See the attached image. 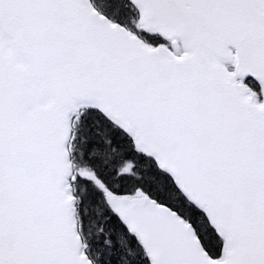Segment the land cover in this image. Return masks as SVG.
I'll return each mask as SVG.
<instances>
[{"label": "snow or ice", "instance_id": "6c2138e0", "mask_svg": "<svg viewBox=\"0 0 264 264\" xmlns=\"http://www.w3.org/2000/svg\"><path fill=\"white\" fill-rule=\"evenodd\" d=\"M0 264H264V0H0Z\"/></svg>", "mask_w": 264, "mask_h": 264}]
</instances>
